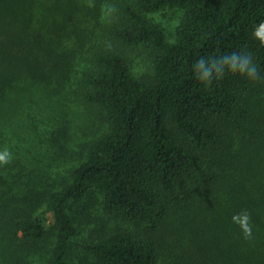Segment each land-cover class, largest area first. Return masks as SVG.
Masks as SVG:
<instances>
[{
	"label": "trees",
	"instance_id": "1",
	"mask_svg": "<svg viewBox=\"0 0 264 264\" xmlns=\"http://www.w3.org/2000/svg\"><path fill=\"white\" fill-rule=\"evenodd\" d=\"M169 8L174 39L152 17ZM261 23L264 0H0V264H72L70 206L97 194L120 223L86 264H264ZM139 45L151 75L133 72ZM242 50L261 79H197L201 57ZM84 111L90 135L72 131Z\"/></svg>",
	"mask_w": 264,
	"mask_h": 264
},
{
	"label": "rangeland",
	"instance_id": "2",
	"mask_svg": "<svg viewBox=\"0 0 264 264\" xmlns=\"http://www.w3.org/2000/svg\"><path fill=\"white\" fill-rule=\"evenodd\" d=\"M181 15V10L177 8H169L153 13L152 17L155 21L164 26L169 39H174L176 27L180 22ZM127 54L128 58L131 60L132 69L136 76L151 75L154 72L155 52L151 48L146 45H139L130 48ZM87 114V111H84L82 117L72 116V118H74L73 132L77 131L79 134L86 132L85 135H90L91 132L96 129L100 123L98 117L92 114L91 118L87 119ZM83 118L87 120L82 122ZM80 126H86L89 128L83 130L79 128ZM85 137L87 138L88 136ZM69 165L70 164L67 162L60 165L58 171L59 179L60 173L68 169V167H70ZM89 198L90 197H88L81 205L71 204L70 206V211L74 215L75 224L78 228V233L71 243L70 261L72 264H86L89 260L94 259V256L90 251V245L101 238L106 231L108 232L110 229L116 228L120 223L119 218L105 214L101 207L98 194L96 195V198L98 199L97 201ZM93 198H95V195ZM42 210L43 207L40 208V211ZM44 217L46 218L47 227L50 228L53 223L51 213H46ZM48 239L50 240L49 237Z\"/></svg>",
	"mask_w": 264,
	"mask_h": 264
},
{
	"label": "clouds",
	"instance_id": "3",
	"mask_svg": "<svg viewBox=\"0 0 264 264\" xmlns=\"http://www.w3.org/2000/svg\"><path fill=\"white\" fill-rule=\"evenodd\" d=\"M253 35L264 43V23L257 27ZM197 79L206 85L216 79H222L226 72L239 74L249 80L257 81L261 79L259 69L253 60L252 54L242 50L240 52H232L222 56H214L212 58L201 57L193 65ZM12 161V153L8 149L0 150V165H7ZM232 221L237 224L244 237L250 238L252 235L251 213L247 209L232 216Z\"/></svg>",
	"mask_w": 264,
	"mask_h": 264
}]
</instances>
